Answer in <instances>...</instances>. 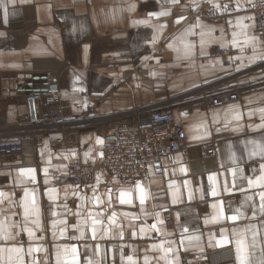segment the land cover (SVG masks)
I'll return each instance as SVG.
<instances>
[{"label": "crops", "instance_id": "crops-1", "mask_svg": "<svg viewBox=\"0 0 264 264\" xmlns=\"http://www.w3.org/2000/svg\"><path fill=\"white\" fill-rule=\"evenodd\" d=\"M251 1L2 0L0 138L23 149L0 156V264H240L237 241L244 264H264V156L251 155L264 146V60L250 62L264 38ZM44 71L67 123L37 147L10 78ZM231 89L236 101L204 105ZM165 106L187 154L162 175L110 176L96 127ZM74 159L95 164L90 185L68 179Z\"/></svg>", "mask_w": 264, "mask_h": 264}, {"label": "built area", "instance_id": "built-area-1", "mask_svg": "<svg viewBox=\"0 0 264 264\" xmlns=\"http://www.w3.org/2000/svg\"><path fill=\"white\" fill-rule=\"evenodd\" d=\"M250 9L254 15V27L264 38V0H252ZM228 54L226 48L212 49L213 56ZM10 79L16 81L14 92L24 98L27 122L39 128L31 133L35 146L39 147L47 127L63 128L67 123L61 107L58 76L54 72L44 71ZM239 96L236 89L223 90L206 96L203 103L216 107L236 101ZM96 128L100 129L102 137L103 157L100 165L121 183L145 179L149 173L162 175L165 162H171L177 153L188 152V134L183 123L175 119L171 107L136 112ZM22 149L21 138H0V156L20 154ZM212 152V149L207 150L208 154ZM95 170V164L74 159L68 165L67 177L74 184L88 186L94 181ZM203 196L208 199L209 193L204 191Z\"/></svg>", "mask_w": 264, "mask_h": 264}, {"label": "snow or ice", "instance_id": "snow-or-ice-1", "mask_svg": "<svg viewBox=\"0 0 264 264\" xmlns=\"http://www.w3.org/2000/svg\"><path fill=\"white\" fill-rule=\"evenodd\" d=\"M0 6H2V0H0ZM255 59H261L264 60V55H257V56H253L250 58V62L255 60ZM261 113H264V109H260ZM237 119H239V117H236ZM262 120H264V116H262ZM258 127H264V123H262L261 125H258ZM257 149L258 150H254L252 151L251 155H262L264 156V146H260L257 145ZM261 169H264V164L261 165ZM211 179V177H210ZM260 179L264 180V177H261ZM253 182L251 180H249V184L251 185ZM216 193L213 192V195H215ZM260 199H261V211L264 212V192H261L260 194ZM231 219H235L236 217H230ZM253 239L255 242V234H253ZM244 242L243 241H237V259L240 261V264H244V260L241 258L240 253L244 250Z\"/></svg>", "mask_w": 264, "mask_h": 264}, {"label": "bare ground", "instance_id": "bare-ground-1", "mask_svg": "<svg viewBox=\"0 0 264 264\" xmlns=\"http://www.w3.org/2000/svg\"><path fill=\"white\" fill-rule=\"evenodd\" d=\"M213 49V48H212ZM211 54H212V50H211ZM218 56H220V55H218Z\"/></svg>", "mask_w": 264, "mask_h": 264}, {"label": "rangeland", "instance_id": "rangeland-1", "mask_svg": "<svg viewBox=\"0 0 264 264\" xmlns=\"http://www.w3.org/2000/svg\"><path fill=\"white\" fill-rule=\"evenodd\" d=\"M251 10V9H250Z\"/></svg>", "mask_w": 264, "mask_h": 264}]
</instances>
